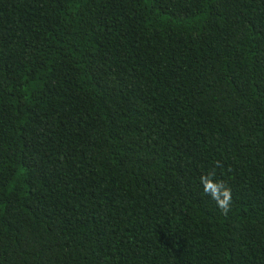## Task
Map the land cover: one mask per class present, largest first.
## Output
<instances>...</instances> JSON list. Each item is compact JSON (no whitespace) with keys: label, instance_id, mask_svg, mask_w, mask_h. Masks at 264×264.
I'll return each mask as SVG.
<instances>
[{"label":"trees","instance_id":"1","mask_svg":"<svg viewBox=\"0 0 264 264\" xmlns=\"http://www.w3.org/2000/svg\"><path fill=\"white\" fill-rule=\"evenodd\" d=\"M0 264H264V0H0Z\"/></svg>","mask_w":264,"mask_h":264},{"label":"clouds","instance_id":"2","mask_svg":"<svg viewBox=\"0 0 264 264\" xmlns=\"http://www.w3.org/2000/svg\"><path fill=\"white\" fill-rule=\"evenodd\" d=\"M200 183L203 191L215 203L217 208L225 215L231 210L232 191L225 183L216 178L215 173H208L201 176Z\"/></svg>","mask_w":264,"mask_h":264}]
</instances>
